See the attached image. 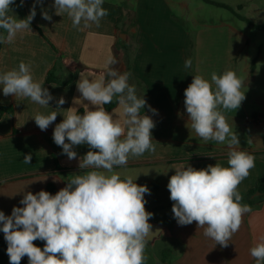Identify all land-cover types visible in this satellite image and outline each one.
<instances>
[{
    "label": "crops",
    "instance_id": "1",
    "mask_svg": "<svg viewBox=\"0 0 264 264\" xmlns=\"http://www.w3.org/2000/svg\"><path fill=\"white\" fill-rule=\"evenodd\" d=\"M34 3L35 0H24L21 11L26 17ZM53 4L54 0L36 3V15L31 22L35 27L19 33L11 44H0V73L18 70L21 61L30 64L34 81L41 83L54 97L49 106H41L29 98L6 97L0 86V211L10 216L14 206L22 207L19 202L26 192H49L50 186L59 191L68 179L80 174L79 157L86 154L89 147L76 146L77 158L69 160L53 140L55 125L62 122L63 116L58 115L44 131L33 117L37 113L48 115L56 111L61 96L66 101L60 106L62 109L77 107L83 115V107L73 103V99L81 95L76 82L81 74L97 78L105 71L107 57L113 55L118 60L115 67L119 71H127L130 66V84H135L137 94L144 95L147 105L157 110L156 114L147 106L141 110V114L149 115L155 122L152 129L155 151L129 156L127 166L114 169L121 178L130 176L134 181L136 176L145 175L146 184L163 197L164 204H151L146 210L158 214L157 219L149 222L165 227L160 238L170 243L176 252L157 264H256L250 249L264 237V203L259 208L251 207L239 231L227 247H222L204 236V230L197 229L195 222L187 226L177 224L167 184L175 174L174 166L189 164L196 169L216 163L229 166L226 145L205 143L186 127L184 90L194 75L210 81L213 72L222 74L232 70L244 82L241 91L245 92V99L237 110L225 111L224 115L239 135V150L255 157V167L240 183L238 191L244 196L264 185V51L262 45L251 41L248 33L249 29H258L246 22L241 25L236 20L225 19L188 28L181 18L184 3L173 0H104L102 7L109 14L100 21V26L91 24L83 28L82 21V30H78L66 13L55 14ZM43 10L51 15L50 21L43 18ZM14 12L17 18H25ZM188 58L192 66L185 69ZM52 70L61 84L47 81ZM112 103L109 113L119 108L115 99ZM1 107L9 108L12 114L1 112ZM60 111L61 114L66 112ZM113 117L120 118L119 113H113ZM187 126L190 127V122ZM253 142L262 144L256 146ZM28 154L32 159L25 163L24 157ZM138 179L135 182L141 185L143 181ZM253 199H259V194ZM43 247L44 242L41 249ZM0 264H10L2 231Z\"/></svg>",
    "mask_w": 264,
    "mask_h": 264
},
{
    "label": "clouds",
    "instance_id": "2",
    "mask_svg": "<svg viewBox=\"0 0 264 264\" xmlns=\"http://www.w3.org/2000/svg\"><path fill=\"white\" fill-rule=\"evenodd\" d=\"M42 2L35 0L28 16L19 19L11 7L15 0H0V44H11L19 33L31 31L35 4ZM23 3L21 0V6ZM103 3L104 0H54L53 8L56 15L66 13L72 26L82 30V21L83 28L100 26L109 14ZM42 16L52 19L47 10L42 11ZM117 64L116 57L110 55L105 71L97 78L80 75L76 86L81 95L73 103L83 107V115L77 107L62 109L66 101L61 96L56 111L33 117L44 131L58 115L63 116L62 122L55 125L53 140L69 160L77 158L76 146L87 145L89 151L79 157L80 174L68 179L55 195L45 190L35 194L29 191L19 202L22 207L14 206L10 216L0 211V231L7 242L10 264H20L25 256L28 264H146L145 249L153 232L149 221L154 216L145 207V194H150V189L138 185L137 177L135 181L130 176L121 178L114 169L127 166L129 156L155 151V122L141 110L145 106L153 114L157 110L147 105L144 95L137 94L135 84H130L132 74L119 71ZM191 66V58L186 59L185 69ZM243 83L232 70L213 72L210 81L194 75L184 90L186 127L205 143L226 145L229 166H174L175 174L167 184L177 224L195 222L197 229L204 230V236L222 247L228 246L244 215L251 212V207L242 203L238 186L255 167V157L239 150V135L224 115L241 106L245 99ZM0 86L6 97L29 98L41 106H49L54 99L47 88L34 81L31 65L23 61L18 70L0 73ZM114 99L119 108L109 113L104 106ZM60 110L66 112L61 114ZM117 112L120 118L113 117ZM31 159V154L25 155L24 162L30 163ZM36 240L45 242L43 249L34 244ZM250 255L256 264H264V237L250 249Z\"/></svg>",
    "mask_w": 264,
    "mask_h": 264
},
{
    "label": "rangeland",
    "instance_id": "3",
    "mask_svg": "<svg viewBox=\"0 0 264 264\" xmlns=\"http://www.w3.org/2000/svg\"><path fill=\"white\" fill-rule=\"evenodd\" d=\"M134 1V0H133ZM174 2H183L184 13L181 14V18L188 28H194L196 24H209L212 22L219 21L221 19L233 20L241 25H244L242 20H237L236 15L231 11L220 8L211 4L204 2L203 0H173ZM218 3L226 4L235 9V11L246 17L249 21L251 20L257 24H264V0H212ZM242 6L239 10L237 7ZM177 11V9H176ZM13 13L14 10H13ZM178 15L179 13L176 12ZM16 15V14H15ZM238 18V17H237ZM247 23V22H246ZM248 24V23H247ZM2 29H0L1 31ZM251 41L258 43L263 46L264 51V32L262 30H248ZM258 50V49H257ZM136 173V172H135ZM136 176L138 180H142L141 185H147V177ZM150 194H145V200L147 201L145 207L149 205L164 204L163 197L160 194H156L150 186ZM163 214V211H160ZM157 213H154L153 219H157ZM161 220H164L163 218ZM37 241V240H36ZM35 242V241H34ZM43 242V241H42ZM45 243V242H44ZM175 249L168 243L164 238H160L153 243H148L145 249V255L147 257L146 264H157L158 261L168 260L172 255L175 254ZM21 264H28V261L21 260Z\"/></svg>",
    "mask_w": 264,
    "mask_h": 264
},
{
    "label": "trees",
    "instance_id": "4",
    "mask_svg": "<svg viewBox=\"0 0 264 264\" xmlns=\"http://www.w3.org/2000/svg\"><path fill=\"white\" fill-rule=\"evenodd\" d=\"M204 2L208 3V4H211V5H214V6H217V7H220V8H224V9H227L229 11H231L233 14L236 15V17H238L240 20L242 21H245L248 23V25L254 29H258V30H262L264 31V24H261V25H256V24H253L251 23L246 17L238 14L234 8L226 5V4H223V3H218V2H215V1H212V0H203ZM12 9L16 10L18 13L21 14L22 17H26L25 16V13L22 10V6H21V0H15V3L11 6ZM239 10L242 9V6H238L237 7ZM31 27H35L32 23L30 25ZM127 72H131V68L130 66H128L127 68ZM47 81L50 82V83H62L61 81L58 80V78L54 75V71H50L48 73V76H47ZM67 83V82H66ZM64 83V84H66ZM114 105V103H110V104H107L105 105V109L107 111L111 110L112 109V106ZM1 112H9L10 114H12V110H10L9 108H2L1 107ZM56 166L58 167L59 165L57 164L56 162ZM48 190L51 194L55 195L56 194V189L53 188V187H48ZM256 194H259V199H253V196L256 195ZM243 197V200H242V203H245V204H248L250 207L252 208H259L261 207V205L264 203V185H260L252 190H250L246 195L242 196ZM173 204V203H172ZM34 244L40 248H42V241L40 240H37L34 242ZM23 261H28V258L27 256L23 257ZM21 264V262H20Z\"/></svg>",
    "mask_w": 264,
    "mask_h": 264
},
{
    "label": "water",
    "instance_id": "5",
    "mask_svg": "<svg viewBox=\"0 0 264 264\" xmlns=\"http://www.w3.org/2000/svg\"><path fill=\"white\" fill-rule=\"evenodd\" d=\"M258 140H261L260 137H256ZM254 145L258 146V145H261V144H258L257 142H253ZM150 223V222H149ZM152 225V233L150 235V240H149V243H153L155 242L156 240H158L162 234H160L159 232H164L165 231V227L162 226V225H158V224H154V223H150Z\"/></svg>",
    "mask_w": 264,
    "mask_h": 264
},
{
    "label": "built area",
    "instance_id": "6",
    "mask_svg": "<svg viewBox=\"0 0 264 264\" xmlns=\"http://www.w3.org/2000/svg\"><path fill=\"white\" fill-rule=\"evenodd\" d=\"M246 120H251L249 117H246Z\"/></svg>",
    "mask_w": 264,
    "mask_h": 264
}]
</instances>
